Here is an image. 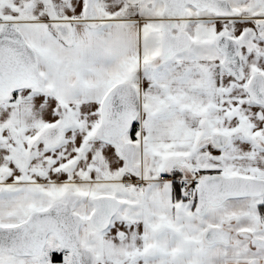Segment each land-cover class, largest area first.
<instances>
[{"label": "snow or ice", "instance_id": "1", "mask_svg": "<svg viewBox=\"0 0 264 264\" xmlns=\"http://www.w3.org/2000/svg\"><path fill=\"white\" fill-rule=\"evenodd\" d=\"M0 264H264V0H0Z\"/></svg>", "mask_w": 264, "mask_h": 264}]
</instances>
